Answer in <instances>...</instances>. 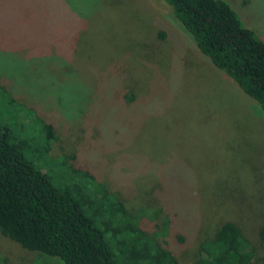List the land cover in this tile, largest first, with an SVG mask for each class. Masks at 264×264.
Segmentation results:
<instances>
[{
	"label": "rangeland",
	"instance_id": "374dc122",
	"mask_svg": "<svg viewBox=\"0 0 264 264\" xmlns=\"http://www.w3.org/2000/svg\"><path fill=\"white\" fill-rule=\"evenodd\" d=\"M225 1L264 39V0ZM0 124L54 160L74 156L130 227L186 236L178 262L228 222L264 264V115L163 0H0ZM104 232L125 242L116 220ZM0 264L61 263L0 235Z\"/></svg>",
	"mask_w": 264,
	"mask_h": 264
},
{
	"label": "trees",
	"instance_id": "16d2710c",
	"mask_svg": "<svg viewBox=\"0 0 264 264\" xmlns=\"http://www.w3.org/2000/svg\"><path fill=\"white\" fill-rule=\"evenodd\" d=\"M163 1L197 51L253 99L264 115V39L244 25L225 0ZM9 101L15 103L7 98L5 104ZM33 145L0 124L1 236L61 264H183L174 254L186 246V236L176 232L174 243L163 244L137 226L130 227L133 219L116 191L103 188L74 166V156L54 160L45 156L46 145ZM171 215L176 219L177 212ZM114 220L124 234L120 248L111 245L104 232ZM256 235L264 248V222ZM195 255L192 264H258L259 260L228 222L210 239L199 241Z\"/></svg>",
	"mask_w": 264,
	"mask_h": 264
}]
</instances>
